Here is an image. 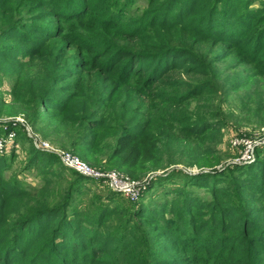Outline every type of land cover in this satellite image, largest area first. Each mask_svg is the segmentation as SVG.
<instances>
[{"label": "trees", "instance_id": "obj_1", "mask_svg": "<svg viewBox=\"0 0 264 264\" xmlns=\"http://www.w3.org/2000/svg\"><path fill=\"white\" fill-rule=\"evenodd\" d=\"M253 3L0 0V15L13 19L0 29V72L16 73L26 58L39 61L38 74L27 82L31 98L23 104L34 108L28 112L34 124L43 120L40 109L48 111L43 121L48 136L57 131L51 120L88 123L93 130L82 139L84 146L95 145L104 133L99 131L119 135L110 161L129 139L151 142L161 157H171L183 152V139L216 141L221 135L213 132L218 124L184 108L201 97L210 82L186 81L176 71L210 75L211 64L227 53L215 47L225 43L264 72V0ZM202 46H209L207 52ZM22 137L33 140L27 131ZM32 148L35 169L56 158L82 179H106L67 167L58 155L35 144ZM260 149L253 163H231L221 172L175 169L159 175L149 186L152 191L157 179L163 181L158 193L134 202L129 214L108 206L94 213H70L66 205L50 200L53 178L23 184L7 174L12 164L0 153V264H264ZM211 153L207 147L197 160L186 163L213 168L221 158ZM155 163L150 168H157ZM176 176L184 183H167Z\"/></svg>", "mask_w": 264, "mask_h": 264}, {"label": "rangeland", "instance_id": "obj_2", "mask_svg": "<svg viewBox=\"0 0 264 264\" xmlns=\"http://www.w3.org/2000/svg\"><path fill=\"white\" fill-rule=\"evenodd\" d=\"M139 1L141 5L144 4V0ZM259 2L260 0H255L252 5H258ZM12 20L9 15H0V29L11 23ZM56 41L58 43L55 45H58L60 39ZM225 45V43H220L215 47V50L226 49L227 53L223 59L211 64L213 70L210 75H190L176 71V76L186 81L210 82L207 84L205 93L201 97L193 99L194 101L184 108L188 112L196 110L197 116L207 118L214 125L218 124L220 128L214 129L213 132H221V135L216 141L209 138L205 140L200 138L183 139L180 149L183 152L178 155L173 154L171 157L169 154H163L161 157L156 152L157 145L151 142L147 143L146 140L134 142L133 139H129L121 142L120 150L125 145L124 151H118L116 159L110 161L111 155L115 156L112 153L118 145L119 135H115L116 131H99L104 132L101 139L93 146H84L81 144L82 139L87 134H91L93 130L88 123L73 125L62 123L60 119L51 120L50 124L56 125L57 131L48 136V133H44L48 131V128L44 129L43 122L48 111L40 109L39 116L43 120L34 124L28 117V112L32 113L34 108L23 104L26 102L25 100L31 98L28 93L30 90L27 91V82L38 74L41 68L39 61L26 58L19 64L16 73L0 72V98L2 97L0 136L5 137L12 128L17 133L14 143L8 145L2 152L12 164V168L8 170L7 174L11 173L13 177L17 176L23 184L30 182L31 185L42 183L45 176L53 178L54 184L50 200L53 203L58 202V205L61 206L66 205L70 213H74L75 210L94 213L97 208L108 206L117 207V213L129 214L134 202L140 201L141 198L148 201V198L158 193L163 181L157 179L152 191L149 186L152 180L159 175H168L175 169L183 170L189 174L210 170L221 172L231 163H253L255 160H245L244 154L249 146L253 147L255 157L257 148L264 151V72L241 50L229 49ZM202 49L207 52L209 46H202ZM68 52L73 54L75 49ZM160 88L163 90L165 87L160 86ZM181 90L183 89L179 91ZM46 120L48 121L49 118ZM26 131L28 135L29 132L37 134L40 139L51 143L55 149L67 151L79 157L96 171H116L120 176L130 178L129 180L136 182L137 186H141L140 196L133 200L129 193L114 190L109 186L107 179L95 181L82 179L75 172L64 168L59 160L57 163L56 158L52 159L50 164H45L44 169H35L31 162L32 147L35 143L33 140L22 137ZM76 145H80V147L77 148ZM207 147L212 150L211 156L221 158V163L213 168H200L196 163L192 165L186 163V160H197L199 154ZM171 151L174 152L172 149ZM51 153L57 155L54 152ZM180 156L182 161H180ZM126 158H128L127 165L123 163V159ZM171 160L178 161V164L170 166L168 162ZM153 162H156L157 168H150ZM129 166H133L132 169ZM140 166L145 169H139ZM128 169L133 170V173ZM171 181L178 184L184 183L181 176H176L167 183L171 184ZM146 190L149 192L146 193ZM162 190L160 189L159 192ZM115 218L116 215H113L110 220L114 221Z\"/></svg>", "mask_w": 264, "mask_h": 264}, {"label": "built area", "instance_id": "obj_3", "mask_svg": "<svg viewBox=\"0 0 264 264\" xmlns=\"http://www.w3.org/2000/svg\"><path fill=\"white\" fill-rule=\"evenodd\" d=\"M29 135L33 138V141L35 143V146L38 148H41L43 150H47L50 152H54L57 155H59L62 163L67 166L71 167L73 169H76L82 174L101 178L104 177L107 179L109 186H111L114 190L117 191H124L130 194L133 200L137 199L140 196L141 192V186H137L130 178L123 176H120L118 172L116 171H108V172H100L96 171L89 164L81 160L79 157L71 154L70 152L58 150L55 149L51 143L48 141H44L39 138L37 134H34L33 132H29ZM16 138V132L14 130L10 131L7 136L3 137L0 136V153L4 152L5 148L14 143V140ZM255 154L254 149L252 146H249L246 153L244 154V159L247 161H251L252 159L255 160ZM128 179V181L125 182V180Z\"/></svg>", "mask_w": 264, "mask_h": 264}]
</instances>
